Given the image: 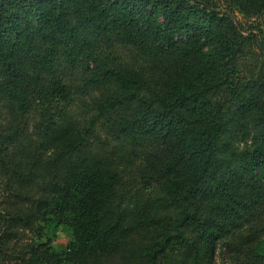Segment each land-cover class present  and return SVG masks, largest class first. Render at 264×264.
I'll return each mask as SVG.
<instances>
[{"label":"trees","instance_id":"obj_1","mask_svg":"<svg viewBox=\"0 0 264 264\" xmlns=\"http://www.w3.org/2000/svg\"><path fill=\"white\" fill-rule=\"evenodd\" d=\"M234 7L264 0H0V264H264V28Z\"/></svg>","mask_w":264,"mask_h":264},{"label":"rangeland","instance_id":"obj_2","mask_svg":"<svg viewBox=\"0 0 264 264\" xmlns=\"http://www.w3.org/2000/svg\"><path fill=\"white\" fill-rule=\"evenodd\" d=\"M233 12L239 23L242 24L244 28L258 26L264 28V11L252 17L244 16L237 7L233 8ZM42 232L41 240H46V238H49L51 240V244L57 249L65 247L69 240L68 230L61 224L55 226H46Z\"/></svg>","mask_w":264,"mask_h":264}]
</instances>
